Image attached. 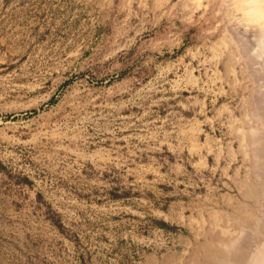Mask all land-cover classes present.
Returning <instances> with one entry per match:
<instances>
[{
	"label": "rangeland",
	"instance_id": "374dc122",
	"mask_svg": "<svg viewBox=\"0 0 264 264\" xmlns=\"http://www.w3.org/2000/svg\"><path fill=\"white\" fill-rule=\"evenodd\" d=\"M169 3L0 0V264L179 259L233 98L215 102V19Z\"/></svg>",
	"mask_w": 264,
	"mask_h": 264
},
{
	"label": "bare ground",
	"instance_id": "6f19581e",
	"mask_svg": "<svg viewBox=\"0 0 264 264\" xmlns=\"http://www.w3.org/2000/svg\"><path fill=\"white\" fill-rule=\"evenodd\" d=\"M169 1L170 18L189 9L188 19L199 12L215 19V102L233 98L221 108L233 121L228 159L224 151L210 149L217 153L213 167L222 183L211 202L200 201L190 214L184 209L189 235L179 259L166 264H264V0H177L172 7ZM191 147L207 166L212 153L203 157L197 140ZM221 188L227 191L219 194Z\"/></svg>",
	"mask_w": 264,
	"mask_h": 264
}]
</instances>
